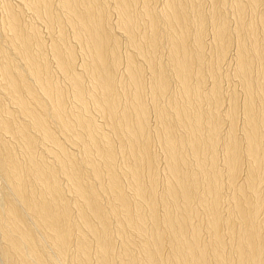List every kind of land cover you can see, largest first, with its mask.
Segmentation results:
<instances>
[{"label": "bare ground", "instance_id": "bare-ground-1", "mask_svg": "<svg viewBox=\"0 0 264 264\" xmlns=\"http://www.w3.org/2000/svg\"><path fill=\"white\" fill-rule=\"evenodd\" d=\"M0 264H264V0H0Z\"/></svg>", "mask_w": 264, "mask_h": 264}]
</instances>
